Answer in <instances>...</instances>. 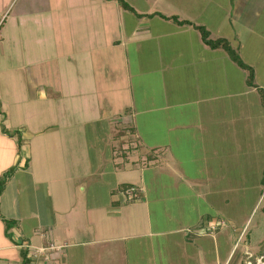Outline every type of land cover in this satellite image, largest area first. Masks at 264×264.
I'll use <instances>...</instances> for the list:
<instances>
[{
  "label": "crops",
  "instance_id": "crops-1",
  "mask_svg": "<svg viewBox=\"0 0 264 264\" xmlns=\"http://www.w3.org/2000/svg\"><path fill=\"white\" fill-rule=\"evenodd\" d=\"M165 2L160 9L131 6L137 13L159 12L166 19L126 15L128 11L114 0H0V177L12 166L27 176V181L10 179L12 173L0 193V264H23L24 250L26 264H264V235L248 232L249 218L239 224L230 213L231 194L250 187L259 192L254 211L264 200V178L250 182L247 167L249 184H242L237 168L226 172L225 164L211 169L205 163L204 182L194 170L178 167L181 154L211 160L237 156L243 146L247 151V109L251 103L261 107H254V112L264 111L259 95L247 85L246 71L239 68V75L232 76L227 54L200 43V37L198 50L190 47L180 58L174 40L189 28L196 30L193 25L207 27L194 22L195 12L189 17L190 13L184 15L169 0ZM220 12L226 23L224 33L213 36L208 28L209 38L227 39L253 67L255 83L264 90L257 79V65L264 66V0H228ZM172 16L192 25H179L169 19ZM43 28L49 29L51 39L41 38ZM30 33L35 42L27 43L30 38L25 34ZM149 42L157 54L161 45L166 52H161L153 67L159 69L156 83L163 89L159 94L150 82L136 81L145 67L142 47ZM131 47L142 54L144 67L131 63ZM45 52L52 53V91L38 81L51 76L42 61ZM216 59L219 74L200 69L212 67ZM198 60L202 61L199 73ZM14 77L20 78L19 85L13 83ZM6 78L10 83L5 84ZM187 90L190 93L184 95ZM42 101L49 106L52 102V114L58 116L53 118L54 127L46 129L52 128V134L59 137L52 136V140L69 142L64 149L68 154L65 167L52 162L47 154L50 148L41 142ZM63 112L64 117L58 115ZM90 118L106 121L108 130V135H100L106 142L96 148L92 161L85 153L88 130L79 132ZM214 123L215 132L202 135ZM189 126L198 135L187 133ZM64 127L74 129V134ZM113 127L128 128L131 135L123 137L126 150L119 151L117 145L114 149ZM195 139L202 145L192 144ZM252 147H260L257 152L264 154V143ZM36 151L41 158L39 171L33 160L30 163ZM245 154L239 153L246 165H250L249 157H260L254 151ZM173 166L179 172L175 179ZM170 174V187L174 182L187 187L209 211L202 212L187 195L156 197L153 191L167 186L159 183L158 176L170 178ZM123 185L136 186L138 199L126 200L120 192ZM26 187L32 194L29 199L24 197ZM4 219L13 221L9 229ZM210 222L217 226L207 231ZM50 242L55 249L34 252L33 248Z\"/></svg>",
  "mask_w": 264,
  "mask_h": 264
},
{
  "label": "rangeland",
  "instance_id": "rangeland-1",
  "mask_svg": "<svg viewBox=\"0 0 264 264\" xmlns=\"http://www.w3.org/2000/svg\"><path fill=\"white\" fill-rule=\"evenodd\" d=\"M127 1L130 5L134 6L136 9H160L163 6L167 5V3H163L165 0H125ZM170 1V5H172L173 7L177 6L179 7L182 12L184 13V15H187L190 13V16L192 15V13H194L193 15H195V17L193 18L194 22H196V24H203L206 25L207 29L209 28L212 33L213 36L215 35H219V34H223L224 33V29L226 28V23L221 21V16L222 12H220L221 8H225L226 3L228 2V0H169ZM171 6V7H172ZM215 9V10H214ZM218 10V12H217ZM225 12V11H224ZM130 12H127L126 15H129ZM112 15V14H111ZM114 19L111 18V20ZM122 19L124 20V17H122ZM197 19V20H196ZM153 21H155L156 19H152ZM132 24V23H130ZM130 27V25H128ZM152 26L155 28H158V25L152 22ZM48 29V28H47ZM47 29H42L41 30V38L43 39L44 37L49 39L52 38V35L50 33V31H48ZM233 29V28H232ZM108 30V29H107ZM111 32V30H110ZM49 33V34H48ZM109 32L106 31V35H108ZM199 32L197 30L191 29L189 28L188 30L184 31V33L180 36H178V38H176L174 40V42L176 43V47L178 49V54L180 55V58L182 57V55L186 54L185 52H189V48L191 47V49L194 51L198 50L197 47V38H199ZM27 35V38H30L27 43H31V42H35V40L33 39L32 34H25ZM200 40H202L201 38H199ZM47 40V39H46ZM161 40V44L164 43L163 39ZM171 40V39H170ZM200 43H204L203 40L200 41ZM197 44V46H196ZM45 44H41V48L42 46ZM144 46L142 47V51L144 52L143 55L145 57V64L143 66L142 64V54H137V52L134 51V49L131 47L130 50V55H129V59L131 60L132 64H138L140 67H144L141 69V72L137 75L136 77V81H141V82H147L149 84L150 82V87L152 86V90L154 93H158L160 91H163V89L160 88V86H157L159 83H156V77L158 76V73L156 71H159V69H154L153 67H155V63L158 61V59H160L161 55H163L162 53H166L164 46L161 45V52L159 54H157V51L155 50L154 45L152 44V42H149L147 44H143ZM144 47L147 48L146 52L144 51ZM48 51H51V48L48 47L47 49ZM160 55V56H158ZM48 58V59H46ZM45 61L46 65V71L49 69V71L51 70V72L49 73L51 76H43L42 78H39V80H41L43 83V85H45L48 89H50L52 91V53L49 52H45L43 53V60ZM155 62V63H154ZM227 65H228V69L230 72L234 73L232 74V76H238V72L240 71L239 67L230 61V59H227ZM202 63L201 60H198L197 63V69H198V73L200 72V69H205V71L207 73H210V75H217L219 74L220 71V67L218 64V60H213L212 62V67H200L199 69V64ZM215 64V66H213ZM259 67L258 71V76L257 79L258 81H260L262 83V86L264 87V66L263 64L257 65ZM161 70V69H160ZM45 71H43L44 73ZM203 72V70H202ZM205 72V73H206ZM241 72V71H240ZM239 72V73H240ZM197 73V74H198ZM48 74V71H47ZM199 75V74H198ZM207 75V74H206ZM208 79H211L208 75H207ZM14 82L16 83L20 78H13ZM207 79V78H206ZM207 79V81H208ZM9 79L6 78V82L5 84H8ZM156 83V84H155ZM17 85H19L18 83H16ZM26 84V83H25ZM149 91H151V89L149 88ZM190 92L187 90L185 91L184 95L189 94ZM45 103H41L40 106V110H39V115L42 119H44L43 123L41 124V127L39 126V130L40 133L42 134V136L40 137V139H42L41 142H46L45 144L47 145V149L48 152V157H52V162L56 161V164L58 165H63L65 167V160L68 158V154L65 152V148L68 147L69 142H62L64 141V139H61L62 141H53L52 140V136L55 139H59V137L55 136V134H52V128L50 130H46L47 128H50L53 126V123L55 121V119L58 116L53 115L52 114V102L50 104V106L46 103V101H42ZM260 103V100H259ZM258 106V105H257ZM255 105L252 106V104L250 103L249 108L247 109L248 111V128L246 130V132L249 134V146H248V150L244 151V146L242 147V151H236L237 156H233L231 158H216L213 159V157L211 158V160H207V158L205 157H199V156H193V155H189V156H182L179 155L178 156V167L183 168V167H188L192 170H194L195 172H197V175H200L203 179V181L205 182L204 179V173H207V168H203L202 165H204L206 163L213 166V167H208L213 169L214 166H216L217 164H222L224 165V169L226 172H229L230 170H232V168H237V170L239 171L238 177L243 179V182H241L242 184H249V182H247V172H246V168L249 167L251 173L249 174V179L250 182L253 179L257 180V177L259 178H264V170H262V167L264 165V154L263 155H259L260 153L257 152L258 149H260V147H252V145L254 144L256 146L257 143H264V111L261 113L258 112H254V107L256 108H261V107H257ZM262 106V105H261ZM262 108L264 109V107L262 106ZM36 113V111H35ZM65 112L58 114L61 115L62 117H64L66 114H64ZM193 114V112H191ZM176 114V113H175ZM208 114V112H207ZM219 115V114H218ZM222 116L223 113L221 114ZM177 119H181L182 117H178L175 116ZM46 119V120H45ZM79 121V120H78ZM77 121V122H78ZM185 123H188V120L185 119ZM188 126V125H187ZM54 127V126H53ZM80 127V126H78ZM116 127V126H115ZM115 127H113L114 129L112 130L115 133L114 136V141L116 140L117 142L114 143V149L115 146H119L116 147L118 150L120 149L122 150H126V147L128 146L127 142L125 143V135H131L129 133V131L127 129H124L125 127L121 128V127H117L115 129ZM217 123H214V127L213 124H211V126L209 128H211L212 130L209 131L206 129H204V131H202V135L205 134H209L212 132H215V129L217 128ZM190 128V126H189ZM88 130V137L86 138L85 136V147L88 149V151H86L85 153L90 154V160H94L96 155L95 153L97 152V147L101 148V145L106 142V139H103V137H101L102 135L106 134L108 135V130H107V123L106 121H93L90 118L89 123H87V125H83L82 127L79 128V132L81 130ZM65 132H67L69 134V132H73L72 134H74V129L71 130H67V128L64 127ZM69 131V132H68ZM185 131H187V133H195L196 135H198L197 131L195 128H190V129H186ZM57 133V132H56ZM101 135V136H100ZM66 135H63L62 138H65ZM259 138L258 140L256 138ZM106 138V137H105ZM214 138V137H213ZM67 139V138H66ZM118 140L121 141V143H118ZM206 140V138H203L204 142ZM193 142V141H192ZM213 142H209L208 144H211ZM113 144V143H112ZM123 144V147H121V145ZM137 144V143H136ZM195 146H199L202 145L200 140L195 139L194 143ZM207 144V143H206ZM237 144L239 145V143L237 142ZM134 145V143H133ZM44 146V144H43ZM104 148H107L106 144H104ZM214 148V147H213ZM264 148V147H263ZM46 150V149H45ZM52 150H54V152H52ZM119 150V151H120ZM185 149L183 148L182 151H184ZM117 152V150H115ZM207 152H210V149L208 148L206 150ZM254 151V154H258L260 157H249V164L250 165H246V161L245 158L243 156H240L239 153H246V152H252ZM38 151L35 152V154L30 156V163L33 160L34 164L36 167V170H41V167L38 166V163H40L41 158H38ZM232 153V152H231ZM246 155V154H245ZM38 158V159H37ZM230 159L232 161V164H230ZM202 161V162H201ZM225 161V162H224ZM228 161V163H227ZM252 161L255 162V164H252ZM252 164V165H251ZM33 165V164H32ZM42 165L44 166V164L42 163ZM227 165V166H226ZM35 166H32L34 171H35ZM46 167L48 166V162L45 165ZM174 171L171 170L173 178L175 179L174 176L178 175V168L175 171V167L173 166ZM203 168V169H202ZM8 177H10L12 175V173L14 174V176L10 177V179L12 178H20L22 181L25 180L27 181V176L25 174L22 173V170H17V167L12 166L8 168ZM46 173H43L41 175V177L45 176ZM175 174V175H174ZM171 174L169 175L170 178H168V176H162L159 175L157 180L159 181V183L161 184H165L167 186H163L161 187V189H157L155 191H153L156 195V197H160L161 194H163V197H177V193L180 195H187L192 203H197L199 204V209L203 212L205 210L209 211L208 208H206L205 204H202V201L196 197V195L188 190V188H184L183 185L179 184L176 186V182H174V186L170 187V182L173 180V178ZM24 176V177H22ZM253 176V177H252ZM7 177V178H8ZM167 177V179H166ZM203 182V183H204ZM173 183V182H172ZM27 186V185H26ZM122 187V186H121ZM120 187V188H121ZM131 187H134L136 190L138 189L136 186L131 185ZM124 189V188H123ZM240 190V189H239ZM257 190H254L253 188H247L243 191H241L239 194H241L240 196H238L239 194H237V192L239 191H235L231 194V196L233 197V205L231 206L233 213L230 210V213L233 214V216L237 217V221L239 224H241V222H245L246 218H249L248 220V224H246V226H248L247 231L248 232H254L257 230V234L258 236H262L264 235V214L262 213V207L264 206V200L261 199L260 202L258 203V205L256 206V208L254 209V211L252 212L253 209V205H254V201L255 199L259 196V192H256ZM30 195H32L30 193L29 188L27 189V187L24 189V197L26 199L30 198ZM128 200V199H126ZM193 200V201H192ZM132 201V200H130ZM201 204V205H200ZM182 207L187 208L188 205H183ZM246 217V218H245ZM238 224V225H239ZM244 225V224H243ZM184 230L187 229V227H183ZM187 234V233H186Z\"/></svg>",
  "mask_w": 264,
  "mask_h": 264
},
{
  "label": "trees",
  "instance_id": "trees-1",
  "mask_svg": "<svg viewBox=\"0 0 264 264\" xmlns=\"http://www.w3.org/2000/svg\"><path fill=\"white\" fill-rule=\"evenodd\" d=\"M116 1L117 5L128 12H131L133 14H135L137 17H142V16H154V15H158L164 19L168 18L165 15H162L159 12H152V13H137L135 12L134 8L125 0H114ZM169 19H172V21L176 22L179 25H192V23L188 20H178L176 16H172ZM193 27L199 32L200 38L203 40V42L211 49H222L228 56V58L235 63L239 68H241L242 70L246 71L247 75H246V83L248 86L253 87L256 89L258 95H259V100H260V104L264 107V90L259 87L254 80V70L253 67L246 64L241 57L239 56V54L237 53V51L231 47L229 41L225 38H216V39H211L209 38V32L208 30L202 26V25H193ZM19 144V142H18ZM8 171L4 172L2 174V176L0 177V193L4 188L5 182L7 180L8 177ZM262 185L264 186V180H262ZM126 187H129L127 185H123L120 189L123 190V188L125 189ZM262 211L264 212V207H262ZM4 224H5V228L9 229L13 223L12 220H7L4 219L3 220ZM7 235V233H6ZM22 253V261L23 264H26L27 262H25V257H26V250L21 251ZM31 259V258H30Z\"/></svg>",
  "mask_w": 264,
  "mask_h": 264
},
{
  "label": "built area",
  "instance_id": "built-area-1",
  "mask_svg": "<svg viewBox=\"0 0 264 264\" xmlns=\"http://www.w3.org/2000/svg\"><path fill=\"white\" fill-rule=\"evenodd\" d=\"M121 194H123V196H125L126 199L128 200H137L138 199V193L137 190L134 187H126L125 189L120 191ZM223 222H221L222 224ZM219 224V223H218ZM217 226V224H214V222H210L208 223V227H207V231H212L215 227ZM186 231H191V230H187ZM56 246H54V244H52L51 242L47 245V246H38L33 248L35 253H43V251L46 250H52L55 249Z\"/></svg>",
  "mask_w": 264,
  "mask_h": 264
}]
</instances>
